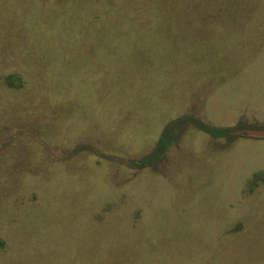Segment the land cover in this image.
<instances>
[{"label":"rangeland","instance_id":"rangeland-1","mask_svg":"<svg viewBox=\"0 0 264 264\" xmlns=\"http://www.w3.org/2000/svg\"><path fill=\"white\" fill-rule=\"evenodd\" d=\"M0 264H264V0H0Z\"/></svg>","mask_w":264,"mask_h":264},{"label":"trees","instance_id":"trees-1","mask_svg":"<svg viewBox=\"0 0 264 264\" xmlns=\"http://www.w3.org/2000/svg\"><path fill=\"white\" fill-rule=\"evenodd\" d=\"M17 78H18V80H20L19 77H17ZM10 80L13 82V84L16 83V81H17V80H16V76H11V77H10ZM202 127H204L206 130H209V131H212V132L215 131L213 128H212V129H211V128H208V127L205 126V125H202ZM227 132H228V131H227ZM162 145H163L164 147L166 146L165 143H163Z\"/></svg>","mask_w":264,"mask_h":264}]
</instances>
